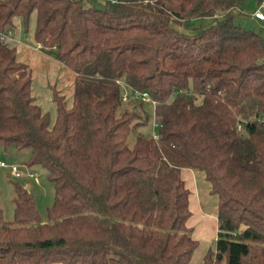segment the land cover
I'll use <instances>...</instances> for the list:
<instances>
[{
	"label": "trees",
	"instance_id": "obj_1",
	"mask_svg": "<svg viewBox=\"0 0 264 264\" xmlns=\"http://www.w3.org/2000/svg\"><path fill=\"white\" fill-rule=\"evenodd\" d=\"M93 1L0 0V33L32 19L34 41L76 75L68 100L53 90L52 116L0 40V147L30 149L26 165L46 169L55 192L42 221L14 185L0 264H189L198 240L183 168L217 197L202 264H264V36L235 22L244 0ZM216 14L195 33L177 28ZM117 80L156 101L157 138L128 144L148 114L119 109Z\"/></svg>",
	"mask_w": 264,
	"mask_h": 264
},
{
	"label": "rangeland",
	"instance_id": "obj_2",
	"mask_svg": "<svg viewBox=\"0 0 264 264\" xmlns=\"http://www.w3.org/2000/svg\"><path fill=\"white\" fill-rule=\"evenodd\" d=\"M93 2L96 6L104 5L103 0H94ZM259 5L260 2L258 0H244V2L238 8L234 9L233 16L235 22H239L248 29H253L257 32H260L264 36V20H258L253 17V13L259 7ZM262 10L264 12V9ZM221 18V14H216L214 17L195 18L185 23L184 26H178L177 28L180 31L192 34L199 31L200 27L210 26L214 24L217 19ZM30 22L31 19L29 23ZM128 93L131 101L122 102L119 109H132L133 106H136L140 113H143L142 111H146L148 114V120L144 126H138L130 131L127 142L131 146L135 142L137 133L142 132L148 136L153 134L154 110L153 106L149 102L142 101L140 98L134 97L129 90ZM29 154L30 149L28 148L16 149L15 147H9L7 149H3L0 147V161L6 163L7 165H17L23 172L21 177L16 178L13 176L8 166L0 167V209L5 221H10L13 218V197L15 196L14 185L16 183L24 188L28 187V191L35 198L42 221L46 220V209L52 205L54 201V187L52 182L48 179L46 169L40 167L39 165L27 166L25 162L28 159ZM27 171L33 172L34 177L28 176L26 174ZM192 191L193 192H191V194L197 197L196 190ZM209 194L210 193L208 192L207 196H212V198L216 200V196L214 194ZM210 206L211 204L209 202L207 207ZM190 210L191 215L187 223L192 227V234H196L198 245L191 256L189 264H197L199 261L202 263V258L205 251L214 245L213 236L218 235V230L215 216L211 215L205 220H201V218H199L200 214L198 215L195 210Z\"/></svg>",
	"mask_w": 264,
	"mask_h": 264
},
{
	"label": "crops",
	"instance_id": "obj_3",
	"mask_svg": "<svg viewBox=\"0 0 264 264\" xmlns=\"http://www.w3.org/2000/svg\"><path fill=\"white\" fill-rule=\"evenodd\" d=\"M33 27L34 23L31 19L29 29L25 31L21 19L17 18L14 27L8 28L2 33L8 35L10 39L7 38L5 41L11 42L16 46L19 59L28 64L33 79L32 93L38 104L44 111H48L54 116L55 102L53 100V90L58 91L68 100L73 92L76 75L52 54L40 48L39 44L33 39ZM181 176L190 191L189 208L195 210L198 215L200 214L199 218L201 220H205L211 215L215 216L217 226V197L214 200L212 196H207V193H210V184L204 180V174L189 168H183L181 169ZM26 188L28 189V187ZM192 190H196L197 197L191 194ZM209 202L211 206L207 207ZM193 235L196 238V234L193 233ZM213 237L214 240L217 238L216 235ZM200 263L201 261L197 262V264Z\"/></svg>",
	"mask_w": 264,
	"mask_h": 264
},
{
	"label": "built area",
	"instance_id": "obj_4",
	"mask_svg": "<svg viewBox=\"0 0 264 264\" xmlns=\"http://www.w3.org/2000/svg\"><path fill=\"white\" fill-rule=\"evenodd\" d=\"M262 9H264V0L262 2H260L259 7L254 11L253 17L258 19V20H264V12ZM0 38H1V40H5L7 38L9 39L8 35L3 34V33L0 34ZM117 82L120 84V86L122 88V95H121L122 101L127 102L130 100L129 93H128V90H129L134 97L140 98L142 101H147L152 106H154L156 104V101L154 99H152L146 91H139V90H136L134 88H131L123 80H117ZM156 127H157V123L154 120V122H153L154 131H153L152 136L155 138L158 137V135L156 133ZM239 129L241 130L240 127H239ZM6 166H8L10 168L14 177L18 178V177L22 176L23 172L19 169V167L17 165H7L6 163L0 161V167H6ZM26 174L30 177H34V173L31 171H27Z\"/></svg>",
	"mask_w": 264,
	"mask_h": 264
}]
</instances>
